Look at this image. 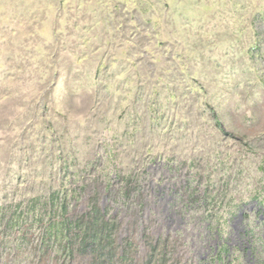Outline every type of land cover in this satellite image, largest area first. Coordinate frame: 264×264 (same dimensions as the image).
Segmentation results:
<instances>
[{"label":"rangeland","instance_id":"374dc122","mask_svg":"<svg viewBox=\"0 0 264 264\" xmlns=\"http://www.w3.org/2000/svg\"><path fill=\"white\" fill-rule=\"evenodd\" d=\"M0 207V264H264V0H0Z\"/></svg>","mask_w":264,"mask_h":264},{"label":"trees","instance_id":"16d2710c","mask_svg":"<svg viewBox=\"0 0 264 264\" xmlns=\"http://www.w3.org/2000/svg\"><path fill=\"white\" fill-rule=\"evenodd\" d=\"M59 193L55 192L50 196L51 200H54V198H57L58 200ZM40 201V199H33L30 201L32 202H37ZM35 204V203H34ZM60 205V213H61V218H62V223L61 224H56V225H49L46 228L47 233L52 239L59 240L60 242H65L62 247L64 249H69L71 250L72 248V240L70 239V234L75 232L76 228L78 227V222L72 221L68 217V208L65 203H61ZM3 208L0 207V229L2 227V223L6 218L5 214H2ZM35 211V207H30L28 210V214L32 213ZM19 226V218L18 219H13L9 218L6 222V228L9 229L10 231L13 230L15 227ZM75 237H79V234H75ZM92 242L97 241V236L92 235L91 236Z\"/></svg>","mask_w":264,"mask_h":264},{"label":"water","instance_id":"95a60500","mask_svg":"<svg viewBox=\"0 0 264 264\" xmlns=\"http://www.w3.org/2000/svg\"><path fill=\"white\" fill-rule=\"evenodd\" d=\"M240 217H241V215H240Z\"/></svg>","mask_w":264,"mask_h":264},{"label":"flooded vegetation","instance_id":"af4514ba","mask_svg":"<svg viewBox=\"0 0 264 264\" xmlns=\"http://www.w3.org/2000/svg\"><path fill=\"white\" fill-rule=\"evenodd\" d=\"M241 219V218H240Z\"/></svg>","mask_w":264,"mask_h":264}]
</instances>
